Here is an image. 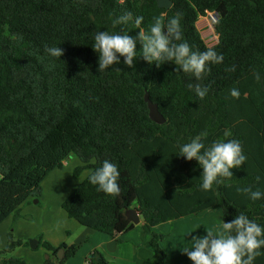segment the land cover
I'll list each match as a JSON object with an SVG mask.
<instances>
[{
  "label": "trees",
  "instance_id": "trees-1",
  "mask_svg": "<svg viewBox=\"0 0 264 264\" xmlns=\"http://www.w3.org/2000/svg\"><path fill=\"white\" fill-rule=\"evenodd\" d=\"M125 11L143 16L145 29L154 16L179 12L191 49L213 48L223 61L208 64L200 80L174 71L171 62L156 67L142 56L132 67L121 63L97 72L95 32L136 35L133 24L112 23ZM207 13L216 16L212 46L196 25ZM46 46L60 47L62 56H50ZM188 83L207 86L206 96L197 97ZM231 89L240 95L232 97ZM146 91L164 123L149 118ZM224 132L240 141L247 160L231 169L233 177L201 191V170L195 160L179 157L176 146L199 133L207 145ZM71 155L81 163L75 176L103 160L115 163L121 193L98 192L85 177L61 203L67 216L115 238L134 228L126 211L135 208L156 264H168L160 245L165 235L153 230L161 223L216 208L222 220L244 213L264 223V198L252 201L237 191L264 192V0H172L169 9L156 0H0V223L20 217L28 199H39L43 179ZM23 244L9 231L2 262L25 264L5 256ZM38 245L50 252L42 264H64L79 248L55 247L41 237ZM85 264L108 263L95 250ZM255 264H264V251Z\"/></svg>",
  "mask_w": 264,
  "mask_h": 264
},
{
  "label": "clouds",
  "instance_id": "clouds-1",
  "mask_svg": "<svg viewBox=\"0 0 264 264\" xmlns=\"http://www.w3.org/2000/svg\"><path fill=\"white\" fill-rule=\"evenodd\" d=\"M123 2V0H121ZM179 12L167 18L161 13L152 18V23L145 29L142 27L143 16H133L130 11L123 12L116 17L113 25L133 24L136 35L129 32L97 31L94 34L92 49L97 53V72L110 69L114 64L132 67L134 60L142 56L148 64L160 67L171 62L174 71L191 74L200 80L207 70L208 64H218L223 61V55L213 48L203 52L193 51L189 43L183 38ZM141 46L137 55V44ZM45 52L52 57L60 58L63 49L60 47H45ZM121 58H123L121 60ZM187 87L195 95L203 99L207 86L188 83ZM230 95L238 97L237 89H231ZM229 132L223 133V138L205 143L206 134L199 133L187 142L178 144L176 154L186 161L195 160L199 167L201 182L199 189L209 191L214 184L233 177L231 169H239L245 164L247 157L241 143L236 139H229ZM120 172L115 163L103 160L99 166L86 173L88 182L95 186L98 192L112 197H118L121 188L118 184ZM247 194L252 201L264 198V192L253 191L250 187L237 189ZM59 221L57 227L62 226ZM190 247L181 251L192 264H255L256 258L264 251V223L249 219L244 213L222 220L218 228L204 230L203 233H189Z\"/></svg>",
  "mask_w": 264,
  "mask_h": 264
},
{
  "label": "crops",
  "instance_id": "crops-1",
  "mask_svg": "<svg viewBox=\"0 0 264 264\" xmlns=\"http://www.w3.org/2000/svg\"><path fill=\"white\" fill-rule=\"evenodd\" d=\"M69 157H72L70 158L72 161L78 159L74 155ZM66 160L64 162H66ZM76 164L78 165V162ZM54 170L43 179L41 183L43 188L42 196L39 199L33 198L20 205V217L14 219L12 215H9L0 223V249L6 246L7 233L9 231H12L15 237L21 240L31 236H38L35 234L42 232L39 233V235H42L41 240L47 241L55 247L61 244H65L66 246H79L76 253L69 257L64 264H85L88 254L95 250L99 251L104 256L108 264H156L153 248L148 243L150 234H143L141 231L140 224L142 219L140 215L139 223L135 224L132 230L119 234L115 238L84 227L75 220V222L70 221L69 219L72 218H69L66 212L61 208V203L76 188L82 179L76 183L71 182L72 187L68 188L57 178L58 174H54L57 169ZM45 184L48 185V188L52 189L53 196L55 194L57 195L52 205L49 204V201L44 199ZM40 201H44L43 204H41ZM38 203H40L41 206L38 207ZM37 215L45 219L44 224L41 222V231L40 229L37 233L27 231L25 229L26 223H28L33 216ZM188 219V216H186L181 220L188 221ZM61 220L64 223L62 226L57 227L58 222ZM174 221L175 220L161 223L155 226L153 230L157 234L165 235V237L160 240V245L166 254L168 264H192L181 251L184 247L191 246V241L188 239L189 233L192 231H195V233H203L204 230L211 228L205 224L191 225L188 223L186 229L184 226L185 222L182 226H179V219H176V222ZM113 241L114 243H112ZM25 248L27 249V247L20 245L18 249ZM36 248H40L46 253V250L41 245H38V240ZM17 252L18 250L15 253ZM49 253L50 252L47 251V254ZM42 262L43 259L33 264H42ZM0 264H4L1 258Z\"/></svg>",
  "mask_w": 264,
  "mask_h": 264
},
{
  "label": "rangeland",
  "instance_id": "rangeland-1",
  "mask_svg": "<svg viewBox=\"0 0 264 264\" xmlns=\"http://www.w3.org/2000/svg\"><path fill=\"white\" fill-rule=\"evenodd\" d=\"M213 18H214L213 13H207V15L200 17L196 23L197 28L200 32V35L203 38L204 42L207 44V46H212V45L217 43L218 36L216 35V33L214 32V29L212 27V23L214 22ZM70 158H72V157H68L66 162H64L63 167L61 169H57L56 172L54 173V174H58L57 178L60 179L61 182L65 186H67L68 188L72 187L71 182L76 183V182L81 181V179L83 180L86 177V173L89 172V170L85 169V170L81 171L77 176L73 175V170L77 166L76 163L78 162V165H80L81 163L78 159H75V161L74 160L72 161ZM41 186H42V184H41ZM44 186H45V188H44L45 189L44 199L46 201H49V204L52 205V203L55 202L54 200L57 197V195L55 194L53 196V191H52V189L48 188L47 184H45ZM73 187H75V186H73ZM29 200L30 199H28V201ZM43 202L40 201L41 204H43ZM40 203H38L39 204L38 207L41 206ZM188 218H189L188 221H182L181 219H183V217L179 218L178 225L182 226L183 223L185 222L184 226L187 229L188 223L191 225L205 224L208 227H210L211 229H215V228H218L219 225L222 223V214H221V210L219 208L208 209V210H204L198 214L188 215ZM69 220L72 222H75L74 219H69ZM41 222L43 224L45 222V219L43 217H41L40 215L33 216V218L28 223H26L27 225H25L26 226L25 229L29 232L37 233V231H39V229L41 231V224H42ZM174 222H176V220ZM39 233H42V232H38V234H35L38 236H31L29 238H24L23 241L28 242V244L27 245L23 244V246L27 247V249L26 248L25 249H18L19 248V246H18L11 253L6 254L5 256L6 257L12 256V257L20 258L25 262V264L37 263L39 260L44 259L46 255H49V254H47V250L44 248L46 250V253H45V251L41 250L40 248H31L30 244H29V241L31 239L38 240V237H42V235H39ZM145 234H148V233H145ZM13 235H14V233H13ZM14 237H15V235H14ZM17 250H18V252L15 253Z\"/></svg>",
  "mask_w": 264,
  "mask_h": 264
},
{
  "label": "water",
  "instance_id": "water-1",
  "mask_svg": "<svg viewBox=\"0 0 264 264\" xmlns=\"http://www.w3.org/2000/svg\"><path fill=\"white\" fill-rule=\"evenodd\" d=\"M156 2H157L158 7H160V8L169 9L172 6V0H156ZM213 17H214V21H215L216 20L215 14H213ZM144 101L147 104L149 118L153 122H155L157 124L164 123L165 122V118L159 112L157 104L150 100L149 94H148L147 91L144 93ZM34 201H36V200H34ZM126 216L134 224H138L139 221H140L139 213L137 212V210L135 208H129L126 211ZM112 243H114V241ZM29 244H30L31 248H36L37 240L36 239H31L29 241ZM63 252H64V248H59L58 249V252H57V258L58 259H61L63 257Z\"/></svg>",
  "mask_w": 264,
  "mask_h": 264
},
{
  "label": "built area",
  "instance_id": "built-area-1",
  "mask_svg": "<svg viewBox=\"0 0 264 264\" xmlns=\"http://www.w3.org/2000/svg\"><path fill=\"white\" fill-rule=\"evenodd\" d=\"M214 19V18H213Z\"/></svg>",
  "mask_w": 264,
  "mask_h": 264
}]
</instances>
